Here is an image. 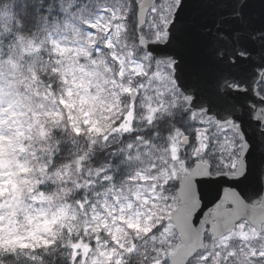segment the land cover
Wrapping results in <instances>:
<instances>
[{
	"label": "rangeland",
	"instance_id": "rangeland-1",
	"mask_svg": "<svg viewBox=\"0 0 264 264\" xmlns=\"http://www.w3.org/2000/svg\"><path fill=\"white\" fill-rule=\"evenodd\" d=\"M140 1L96 0L88 11L94 14L51 27L25 48V63L0 69V247L28 251L65 232L72 238L68 264H170L181 243L170 221L179 201L167 186L188 174L191 156L227 170L239 159L235 130L205 117L190 116L187 127L164 136L146 133L162 118L172 124L187 100L173 65L128 39V18ZM179 1L157 0L141 33L166 40ZM55 119L84 132L92 149L119 146L113 152L122 155V177L104 164L74 204L55 205L36 192L22 134L37 127L44 136ZM189 128L198 142L191 150L181 144ZM189 264H264V227L245 223L219 240L209 237Z\"/></svg>",
	"mask_w": 264,
	"mask_h": 264
},
{
	"label": "water",
	"instance_id": "water-1",
	"mask_svg": "<svg viewBox=\"0 0 264 264\" xmlns=\"http://www.w3.org/2000/svg\"><path fill=\"white\" fill-rule=\"evenodd\" d=\"M155 1L139 4V29ZM168 31L165 43L140 35L139 46L174 63L189 109H207L222 126L238 121L242 140L235 172L212 174L209 161H196L179 182L170 221L181 244L169 259L187 264L205 248L207 233L219 239L243 220L264 225V99L254 93L264 68V0H181Z\"/></svg>",
	"mask_w": 264,
	"mask_h": 264
},
{
	"label": "trees",
	"instance_id": "trees-1",
	"mask_svg": "<svg viewBox=\"0 0 264 264\" xmlns=\"http://www.w3.org/2000/svg\"><path fill=\"white\" fill-rule=\"evenodd\" d=\"M92 7L95 9L96 0H0V69L12 60L25 63L28 58L25 48L29 43L44 36L51 27L62 29L71 22L83 21ZM135 27V22H130L128 39L137 43ZM177 127V123L171 124L165 117L146 133L155 131L164 136ZM44 129V136L37 127L22 134L23 160L29 169L28 176L35 181L34 190L55 205L74 204L84 198L91 174L101 170L104 164H109L114 179L122 177V155L113 152L119 146L92 149L85 133H76L65 119L48 121ZM170 186L173 189L168 193L176 195L178 183L167 188ZM71 239L64 232L50 244L28 251L0 247V264H68Z\"/></svg>",
	"mask_w": 264,
	"mask_h": 264
},
{
	"label": "flooded vegetation",
	"instance_id": "flooded-vegetation-1",
	"mask_svg": "<svg viewBox=\"0 0 264 264\" xmlns=\"http://www.w3.org/2000/svg\"><path fill=\"white\" fill-rule=\"evenodd\" d=\"M180 3V1H179ZM176 11V10H175ZM175 13V12H174ZM174 18V14L172 16V20ZM171 23V22H170ZM168 31V29H167ZM258 73H260V79L258 81V83L256 84V90H254V93H256V95L260 98H263L264 99V68L262 69H259ZM257 75V74H256ZM243 84L239 83V84H234L233 85V89H240V88H243ZM196 117L198 116L199 118H203L205 117L208 121L210 122H214L218 125L219 129H226V128H232L233 130H235L236 132V126L238 125V122L237 121H233L231 124H229L228 126L226 127H222L219 120H217L216 118H212V119H208L207 117V113H206V109L204 110V112L202 113H199L197 111H194V110H190L188 108V102H187V110L181 114V115H177V116H172V119L175 123L178 124V126L180 128L178 129H182L184 127H187V119L188 117ZM180 119L182 120V122H180ZM193 127V126H191ZM191 128L187 129V132L188 134L182 139V142L181 144H183L187 149L191 150V149H194L195 147L198 146V142H197V139L195 138V132H192V130H190ZM215 133V131H214ZM237 133V132H236ZM237 144H238V150H239V159L237 160V162L230 168V169H223V167H218L216 168L215 167V173H233L236 171V168L238 167L239 163H240V151H241V147H242V141H241V138L239 136V134L237 133ZM189 153V152H188ZM202 154L205 153V143L204 145L202 146V149H201V152ZM191 156V155H189ZM194 159V160H193ZM190 160L191 161H194L195 162V158H192V156L190 157ZM206 161H209L212 164V161H210L209 159H204ZM193 162V163H194ZM247 223L246 221H242L241 223H239L236 228H238L240 225H243ZM249 225V224H248ZM264 227V226H263Z\"/></svg>",
	"mask_w": 264,
	"mask_h": 264
}]
</instances>
